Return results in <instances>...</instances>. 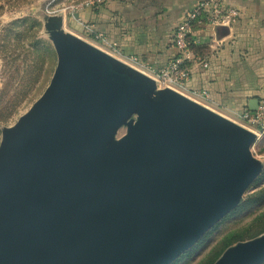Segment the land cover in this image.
<instances>
[{"label":"water","instance_id":"water-1","mask_svg":"<svg viewBox=\"0 0 264 264\" xmlns=\"http://www.w3.org/2000/svg\"><path fill=\"white\" fill-rule=\"evenodd\" d=\"M44 28L53 75L1 133L0 264H172L261 174L254 132L66 33L61 16ZM214 264H264V233Z\"/></svg>","mask_w":264,"mask_h":264},{"label":"crops","instance_id":"crops-1","mask_svg":"<svg viewBox=\"0 0 264 264\" xmlns=\"http://www.w3.org/2000/svg\"><path fill=\"white\" fill-rule=\"evenodd\" d=\"M200 1L103 0L99 5L79 6L68 24L73 35L112 55L110 47L93 42L83 29L84 25L91 26L115 46L118 54L112 56L137 69L127 62L135 58L142 66L140 70L157 71L176 55L172 30ZM220 1L236 9L239 18L225 36L218 37L215 32V42L207 31L199 30L198 49L207 68L193 66L190 81L179 93L234 120L237 114L249 111V102L264 100V0ZM201 92L205 97L194 95Z\"/></svg>","mask_w":264,"mask_h":264},{"label":"rangeland","instance_id":"rangeland-1","mask_svg":"<svg viewBox=\"0 0 264 264\" xmlns=\"http://www.w3.org/2000/svg\"><path fill=\"white\" fill-rule=\"evenodd\" d=\"M89 1L95 0H0V36L4 35L6 28H8L13 22L30 19L39 24L37 38L50 44L52 48L44 28V24L47 22V20L54 16H61L64 21L63 30L66 33L71 32L69 34H72L74 31L70 29L68 24V22H71L73 19L71 14L75 13L79 6ZM80 39L84 38L81 37ZM10 45L9 53L7 55L8 57L4 62L0 59V89L2 87L3 81L12 76L14 77L13 88H11L10 92L12 93V96H15L16 90L20 88V84L18 86L19 78L23 77L21 82V85L23 86L21 87L23 89L21 92H16L18 94L17 100L20 101L22 98L21 96L23 93L25 94V92H28V95L23 99V101H21L16 109V112L5 123L0 125V140L2 130L12 127L42 95L50 82L56 66V56L52 48L54 57L50 63H47L39 73L33 72L30 75L31 78H28L27 76H29V74L23 71L24 67L22 65V58L20 56L21 50L17 48L16 42L11 41ZM17 69L19 70V76L18 79H15L17 76L14 74V72ZM35 78L36 83H33ZM231 121L234 122V120ZM235 123L243 126L237 121H235ZM243 127L254 132L256 136L253 144L250 147V152L253 158L262 164V172L246 190L242 197V202L254 192L264 188V132L259 133L247 126ZM124 134L125 128L120 129L116 135V139H119ZM262 213H264V201L259 202L258 204H255L244 211L236 212L228 218L225 217L212 228L215 229L208 236L207 234L209 232L206 233V235L193 248L185 252L183 255L189 253L191 250L193 251L180 259V257L183 256L181 255L177 259L178 261L176 260L177 262L175 261L172 264H199L202 258L207 254L208 251H210V249L220 238L232 230H236L249 224L255 217Z\"/></svg>","mask_w":264,"mask_h":264},{"label":"built area","instance_id":"built-area-1","mask_svg":"<svg viewBox=\"0 0 264 264\" xmlns=\"http://www.w3.org/2000/svg\"><path fill=\"white\" fill-rule=\"evenodd\" d=\"M102 1L85 2L83 6L99 5ZM238 18V11L225 6L220 0L200 1L184 14L179 24L172 30V46L176 51V55L165 66L157 71L151 68L140 70L142 66L137 59L131 58L127 62L152 78L158 88H170L181 92L190 81L193 66L207 68L205 59L195 53L193 49L201 45L199 30L207 31L208 36L215 42L216 29L219 27L230 29L237 22ZM83 29L91 35L93 42H99L110 47L112 55L118 54L115 46H110L101 34L93 32L91 26L84 25ZM194 95L200 98L205 97L203 92ZM235 121L243 126L252 128L256 132H264V100L258 102L255 112L244 110L240 114H237L234 119Z\"/></svg>","mask_w":264,"mask_h":264},{"label":"trees","instance_id":"trees-1","mask_svg":"<svg viewBox=\"0 0 264 264\" xmlns=\"http://www.w3.org/2000/svg\"><path fill=\"white\" fill-rule=\"evenodd\" d=\"M38 32V23L30 19H24L18 22H13L8 28H6L4 35L0 36V59L3 62L5 61V59L8 57L7 55L9 53L11 41L16 42L17 48L21 50L20 56L22 58V65L24 67L23 71L29 74V76H27L28 78H31L30 75L33 72L39 73L47 63H50L54 57V53L50 44L37 38ZM193 49L195 53L202 56L200 51L201 49H198V47ZM14 74L17 76L15 79H18L19 70H15ZM22 78H19L18 86L20 84V88L16 90V92H21L23 89V86L21 85ZM36 78L33 80V83H36ZM13 79L14 77L10 76L7 80H4L0 89V125L5 123L16 112V109L21 101H23V99L28 95V92H25V94L23 93L20 101L17 100L18 94L16 92L15 96H12L10 90L13 88ZM263 201L264 188L248 196L246 200L243 201L236 210L229 213L226 218L232 216L236 212L244 211L247 208ZM214 229L210 230L207 236ZM263 233L264 213L255 217L249 224L236 230H232L220 238L210 249V251H208L207 254L202 258L199 264H214L221 254L230 246L239 242L254 239ZM189 253L181 256L180 259Z\"/></svg>","mask_w":264,"mask_h":264}]
</instances>
